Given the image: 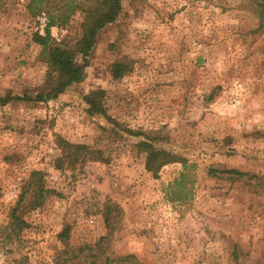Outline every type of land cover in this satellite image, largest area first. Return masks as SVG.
<instances>
[{
	"label": "rangeland",
	"instance_id": "374dc122",
	"mask_svg": "<svg viewBox=\"0 0 264 264\" xmlns=\"http://www.w3.org/2000/svg\"><path fill=\"white\" fill-rule=\"evenodd\" d=\"M261 1L122 0L84 79L40 101L35 33L72 9L51 34L75 44L97 0H0V96L23 97L0 101V264H264ZM142 142L176 159L150 171Z\"/></svg>",
	"mask_w": 264,
	"mask_h": 264
},
{
	"label": "trees",
	"instance_id": "16d2710c",
	"mask_svg": "<svg viewBox=\"0 0 264 264\" xmlns=\"http://www.w3.org/2000/svg\"><path fill=\"white\" fill-rule=\"evenodd\" d=\"M43 1V0H41ZM122 0H97L95 6H92L89 9H86L85 22L83 24V32L81 37L76 41L75 44L71 46L61 45L53 41V36L51 34V27L60 22H67L69 20V14L73 13L72 9L69 14H65L64 17L60 20H56L55 16L50 15V21L45 28V35L40 33H35L34 41L39 43L43 47V54L46 56V61L51 67L52 71L57 73L55 77V82L53 88L48 93H39L34 98L35 100L43 101L48 97L56 96L59 93L65 91L66 87L71 85L74 82H80L84 79V69L87 66L88 60L87 56L89 55L91 49L96 43V36L98 31L104 27L107 23L113 22L118 13L122 8ZM261 6L260 12L264 18V0L258 4ZM81 54L84 57V62L79 63L77 61V55ZM125 66L118 64L116 66L115 76L120 77L124 71ZM51 76V71L49 73ZM103 91H95L92 93L91 97L88 99L90 103L89 111L91 113H105L102 108L99 98L102 96ZM23 99L22 96L16 95L3 98L0 96V101L8 102L10 100H20ZM59 144L62 146L65 156L67 159H70L72 162L85 161L87 158L92 157V151L88 150V147L84 144H75L69 141H66L62 138H59ZM142 145L147 146V168L150 171L156 172L163 165L168 162H172L173 159H176V156L172 155L164 149H158L147 142H142ZM98 156H94V158ZM186 164V162H184ZM225 173H230V177H243L248 175L246 172H242L237 169L223 170ZM34 174H41L38 171H35ZM185 177V173L182 174L181 178ZM179 179L176 183H179ZM37 200L40 201L41 194L44 193V186L38 185ZM177 196V195H176ZM33 205V204H32ZM39 204L37 202L34 204V207H37ZM16 209H14L15 212ZM13 222H16V226H20L24 223L21 218H14ZM67 230L65 231V237H68Z\"/></svg>",
	"mask_w": 264,
	"mask_h": 264
}]
</instances>
